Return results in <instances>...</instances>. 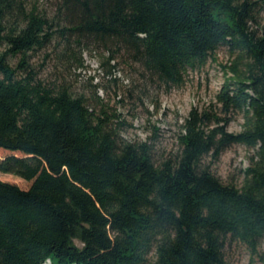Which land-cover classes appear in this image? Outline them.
I'll return each mask as SVG.
<instances>
[{
  "label": "trees",
  "instance_id": "1",
  "mask_svg": "<svg viewBox=\"0 0 264 264\" xmlns=\"http://www.w3.org/2000/svg\"><path fill=\"white\" fill-rule=\"evenodd\" d=\"M263 4L58 0L49 17L23 0H0V264H232L226 249L233 241L258 254ZM223 45L235 59L233 77L216 94L219 114L193 109L180 151L162 160L147 142L121 136L97 85L77 93L64 82L47 83L30 62L33 52L52 47L55 58L83 66V50L96 46L108 52L100 58L107 73L125 51L171 86ZM236 113L243 129L232 133ZM234 144L256 149L241 185L223 182L203 163Z\"/></svg>",
  "mask_w": 264,
  "mask_h": 264
},
{
  "label": "rangeland",
  "instance_id": "2",
  "mask_svg": "<svg viewBox=\"0 0 264 264\" xmlns=\"http://www.w3.org/2000/svg\"><path fill=\"white\" fill-rule=\"evenodd\" d=\"M23 2L27 10L36 7L39 13L49 17L54 16L58 8V0ZM259 20L264 25V4ZM51 51L52 47H48L32 53L30 62L38 77L47 83L64 82L77 93H90L91 84L97 85V94L111 116L112 125L119 128L124 139L150 144L157 160L175 156L180 151V136L193 109L200 113L219 112L216 94L225 81L233 77L230 66L235 59L229 47L223 45L205 65L188 70L183 83L167 86L131 60L125 51L117 52L112 60L115 68L110 73L101 65L100 58L108 55L103 48L84 49L83 66L69 65L68 61L55 58ZM19 58L20 55L11 57V64L16 65ZM243 123V115L236 113L227 130L240 132ZM207 125L213 127L216 121ZM255 150L234 144L216 159L205 157L203 163L223 182L241 185ZM5 154L6 151L0 149V159ZM154 256L151 253L150 262L154 261ZM226 256L232 264H264V239L258 254H252L243 243L233 241L226 249Z\"/></svg>",
  "mask_w": 264,
  "mask_h": 264
}]
</instances>
